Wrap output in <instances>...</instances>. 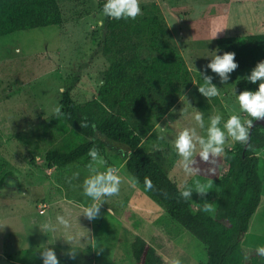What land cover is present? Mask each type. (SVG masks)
<instances>
[{
	"label": "rangeland",
	"instance_id": "rangeland-1",
	"mask_svg": "<svg viewBox=\"0 0 264 264\" xmlns=\"http://www.w3.org/2000/svg\"><path fill=\"white\" fill-rule=\"evenodd\" d=\"M102 0H58L63 13L59 26L17 31L0 37V161L4 172L12 173L0 188V264H42L40 250L53 247L60 260L72 247H79L73 264H137L130 244L135 235L145 239L161 255L165 264H207L203 243L172 220L162 205L153 200L126 169L122 152L106 149L101 170L115 167L122 177L118 195L108 197L100 215L88 220L82 208L88 202L82 194L87 174L84 160L65 169L49 168L45 155L50 150L69 151L86 139L76 137L56 117L55 109L66 85L78 78L72 98L79 104L98 99L103 74L115 57L105 56L101 43L107 17ZM104 1V0H103ZM143 7L157 6L168 31V41L181 55L191 72L189 89L155 122L143 140L146 152L159 160L179 187H194L198 180L206 193L193 192L196 209L209 204L214 215L221 183L187 176L172 148L175 130L192 126L191 114L201 111L205 119L220 113L226 120L237 114L249 119L236 100V92L247 89L251 67L234 71L226 84L208 70L219 89L208 100L198 92L199 74L215 55L219 37L264 33V0H138ZM141 14V15H142ZM103 20V26L99 21ZM219 31V32H218ZM218 32L217 37L213 38ZM219 54V53H218ZM159 93L155 97L159 98ZM175 109V111H171ZM184 114L181 115L182 110ZM170 123L168 124V122ZM200 135L203 129H197ZM164 136V139H159ZM229 138L225 151H234ZM121 150V149H120ZM124 151V150H123ZM259 174L263 181L262 199L242 235L244 259L264 245V147L257 150ZM228 165L221 166L224 175ZM44 210V213L41 212ZM61 215L67 226L59 225ZM52 224L56 231L48 232ZM264 264V261L261 263Z\"/></svg>",
	"mask_w": 264,
	"mask_h": 264
},
{
	"label": "trees",
	"instance_id": "trees-1",
	"mask_svg": "<svg viewBox=\"0 0 264 264\" xmlns=\"http://www.w3.org/2000/svg\"><path fill=\"white\" fill-rule=\"evenodd\" d=\"M105 0L101 1L103 9ZM144 14L135 19L115 20L107 17L106 34L101 43L105 56H113L103 74L98 99L84 104L72 98L78 83L65 86L59 100L60 119L76 137L86 139L69 151L50 150L45 155L49 168L65 169L84 160L96 147L100 156L106 149L123 153L126 169L146 193L164 207L169 217L197 237L205 246L207 264H261L264 257L252 252L244 259L241 237L256 213L263 191L259 174L260 158L256 151L264 147V128L254 127L247 149L236 143V149L215 158L214 163L201 161L198 177L221 183L217 209L210 215L196 209L194 203L179 196L178 185L168 175L163 164L142 147L143 140L159 120L192 83L185 59L168 41V31L157 13V6L143 7ZM63 13L58 0H0V37L17 31L59 26ZM217 49L236 53L239 64L235 70L254 68L264 60V33L219 37ZM258 87L250 82L247 89ZM159 93V98L155 94ZM251 118V117H250ZM249 118V119H250ZM121 149V150H120ZM124 150V151H123ZM228 165L223 175L221 166ZM214 168V173L209 169ZM12 173L4 172L0 161V188ZM152 180L146 190L144 179ZM137 264H165L163 258L144 238L135 235L130 244ZM66 264H73L67 255Z\"/></svg>",
	"mask_w": 264,
	"mask_h": 264
},
{
	"label": "clouds",
	"instance_id": "clouds-1",
	"mask_svg": "<svg viewBox=\"0 0 264 264\" xmlns=\"http://www.w3.org/2000/svg\"><path fill=\"white\" fill-rule=\"evenodd\" d=\"M103 16L111 19H135L141 15V7L138 0H105L102 9ZM103 26V20L99 21ZM219 32V31H218ZM216 32L213 38L217 37ZM217 49L215 55L210 56L211 59L206 64L203 72L199 71L202 77V83L198 84V92L208 100L219 95L218 87L212 82L213 77L206 75L208 70L219 76L221 83L226 84L230 79V74L234 72L239 64L236 60V53L232 51H224ZM247 82L258 87L255 90L245 89L237 94L236 100L239 108L246 113L250 119L242 120L237 114L229 115L225 120L220 113H212L205 119L201 111H195L191 114L192 126H185L175 130L172 141V148L180 158L179 163L187 176L196 177L200 173V168L196 166L197 157L201 161L214 163L215 158L221 156L225 151L226 141L230 138L232 142L247 144L249 141V130L253 127L255 120H264V60H260L250 73L244 77ZM171 111H175L172 109ZM186 109L182 110L181 115ZM56 117L61 115L60 108L55 109ZM170 121L168 122V124ZM197 129H203L204 134L200 135ZM159 139H164L160 136ZM87 156L90 158L86 165L87 174L82 181V194L87 198L88 202L82 208L83 214L88 220H95L100 215L101 205L106 202L108 197L119 194L122 177L119 170L115 167H107L101 170L98 165H103L104 161L96 147L89 149ZM210 172L214 173L215 169L210 168ZM144 187L146 190L153 188L152 180L148 177L144 179ZM207 185L201 184L198 180L194 187L187 185L182 188L178 186L179 196L184 200H189L194 191L204 194ZM204 212L211 213L213 208L205 203L201 209ZM59 225L67 226V221L61 215L56 217ZM48 232L56 231V227L52 224L46 225ZM72 242L65 253L69 259H75L79 247L74 246L75 237L69 239ZM255 252L258 256L264 257V245L257 246ZM40 258L42 264H60V260L53 247L44 246L40 250ZM172 264H181L179 260L172 261Z\"/></svg>",
	"mask_w": 264,
	"mask_h": 264
},
{
	"label": "water",
	"instance_id": "water-1",
	"mask_svg": "<svg viewBox=\"0 0 264 264\" xmlns=\"http://www.w3.org/2000/svg\"><path fill=\"white\" fill-rule=\"evenodd\" d=\"M257 125H260V126H262V127L264 128V120H255V121H254V125H253V127L249 130V141H248V143L245 145V149H247V147H248V145H249V142H250V139H251V135H252L253 129H254V127L257 126Z\"/></svg>",
	"mask_w": 264,
	"mask_h": 264
},
{
	"label": "built area",
	"instance_id": "built-area-1",
	"mask_svg": "<svg viewBox=\"0 0 264 264\" xmlns=\"http://www.w3.org/2000/svg\"><path fill=\"white\" fill-rule=\"evenodd\" d=\"M41 212H42V213H44V210H43V209H41Z\"/></svg>",
	"mask_w": 264,
	"mask_h": 264
}]
</instances>
